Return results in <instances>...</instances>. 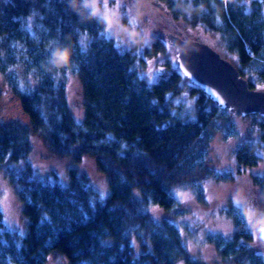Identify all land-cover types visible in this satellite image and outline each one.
<instances>
[{"label": "trees", "instance_id": "obj_1", "mask_svg": "<svg viewBox=\"0 0 264 264\" xmlns=\"http://www.w3.org/2000/svg\"><path fill=\"white\" fill-rule=\"evenodd\" d=\"M156 1L175 21L218 32L243 66H256L258 81L248 79L250 86L264 84L262 4ZM93 13L84 0H0V74L26 117L0 121V166L7 164L27 218L25 230L10 227L0 207V264H46L52 253L69 264H207L186 244L175 189L191 188L205 203L206 179H232L209 165L215 136L238 133L231 113L203 91L188 118L184 103L174 112L173 95L184 88L179 68L152 82L135 68L136 53L120 49L105 32V18ZM164 49L158 41L147 52ZM53 52L68 55L54 59ZM70 75L82 86V121L70 108ZM244 116L264 129L258 113ZM40 144L73 162L66 180L49 178L34 164ZM235 153L239 166L257 165L264 134L240 140ZM85 157L107 177L106 194L77 165ZM252 178L264 197V174ZM228 205L236 231L206 235L219 252L216 264H264L245 211Z\"/></svg>", "mask_w": 264, "mask_h": 264}, {"label": "rangeland", "instance_id": "obj_2", "mask_svg": "<svg viewBox=\"0 0 264 264\" xmlns=\"http://www.w3.org/2000/svg\"><path fill=\"white\" fill-rule=\"evenodd\" d=\"M251 1L262 4L264 8V0ZM84 2L94 12L97 8L99 9L97 14L107 21L105 32L115 38L120 49L132 50L136 53L135 68L152 82L166 77L172 69L178 67L175 47L169 42L170 33L183 37L192 36L208 42L237 67H241L247 79L258 81L256 66H243L239 56L226 49L218 32L208 31L202 25L192 27L184 25L181 21H175L173 15L164 10L165 7L159 5L156 0H115V2L108 0L107 8L104 7V0H84ZM158 41L165 44V51L156 55L149 54L147 48L155 46ZM262 58H264V51ZM182 75L185 78L181 80L184 88L178 94L173 95L175 102L173 111L177 110L179 104L184 103L187 117V115H192L195 99L201 95L203 90L183 73ZM67 84L70 108L74 116L82 121L84 116L82 86L75 75L69 76ZM9 88L5 75L0 74V121L15 118L25 121V113L22 112L19 99L13 96ZM257 88H264V84L259 83ZM230 113L238 133L226 136L224 132H219L215 136L210 143L209 165L219 171L230 172L232 179L229 181L206 179L205 203L197 199L191 188L175 189L182 209L177 221L180 223L186 244L194 257L202 258L207 264H216L219 259V252L215 246L206 242L207 233L218 231L230 236L236 231L234 216L226 209L229 202H234L243 208L247 225L254 234V244L264 254V221L258 215L264 207V197L261 196L263 193L254 184L252 178L253 175L264 174V154L262 160L255 166H239L235 153L240 140H258L264 134V129L254 125L250 117L231 111ZM257 119L264 121V117L260 114ZM39 146L32 160L34 164L40 168L43 175L49 174V178L59 179L58 181L66 180L68 169L73 162L67 157L59 156L48 150L43 144ZM77 165L91 177L99 191L103 194L109 191L107 177L99 171L94 158L85 157ZM7 169V164L0 166V207L10 227L25 230L27 218L22 213V204L19 203L15 187L8 179ZM237 201L239 203H236ZM46 264H69V260L63 254L52 253Z\"/></svg>", "mask_w": 264, "mask_h": 264}, {"label": "water", "instance_id": "obj_3", "mask_svg": "<svg viewBox=\"0 0 264 264\" xmlns=\"http://www.w3.org/2000/svg\"><path fill=\"white\" fill-rule=\"evenodd\" d=\"M176 62L182 73L220 108L264 117V88H254L239 68L208 42L192 36L170 33ZM264 216V207L259 211Z\"/></svg>", "mask_w": 264, "mask_h": 264}, {"label": "clouds", "instance_id": "obj_4", "mask_svg": "<svg viewBox=\"0 0 264 264\" xmlns=\"http://www.w3.org/2000/svg\"><path fill=\"white\" fill-rule=\"evenodd\" d=\"M93 6H94V5H93ZM98 11H99V9L97 8L96 11L94 12V14H97ZM67 55H68V54H67V53H64V52H59V53H57V56H58L59 58H61V59L66 58Z\"/></svg>", "mask_w": 264, "mask_h": 264}, {"label": "snow or ice", "instance_id": "obj_5", "mask_svg": "<svg viewBox=\"0 0 264 264\" xmlns=\"http://www.w3.org/2000/svg\"><path fill=\"white\" fill-rule=\"evenodd\" d=\"M113 2H115V0H113ZM107 5H108V0H104V7L107 8ZM102 19H103V17H102ZM56 55L57 54L55 52L52 53V56H53L54 59H55ZM236 203H239V201H237ZM248 223H249V225H251V221H249Z\"/></svg>", "mask_w": 264, "mask_h": 264}, {"label": "flooded vegetation", "instance_id": "obj_6", "mask_svg": "<svg viewBox=\"0 0 264 264\" xmlns=\"http://www.w3.org/2000/svg\"><path fill=\"white\" fill-rule=\"evenodd\" d=\"M251 1V0H250ZM260 1V0H259ZM260 217H262V219H263V221H264V216H260Z\"/></svg>", "mask_w": 264, "mask_h": 264}]
</instances>
